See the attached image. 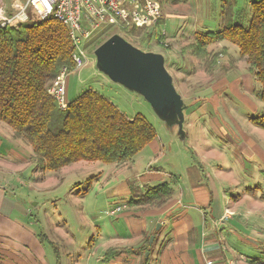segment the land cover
<instances>
[{
  "label": "rangeland",
  "instance_id": "374dc122",
  "mask_svg": "<svg viewBox=\"0 0 264 264\" xmlns=\"http://www.w3.org/2000/svg\"><path fill=\"white\" fill-rule=\"evenodd\" d=\"M158 1L162 13L160 17H163L156 27L158 35L148 45L136 47L163 55L166 70L185 104L184 138L179 136L176 125L168 126L155 114L142 95L110 80L97 70L93 49L107 35L117 32L116 28L103 23L99 31L93 32L91 40L94 45L92 43L88 47L86 63L73 71L67 70L65 95L68 101L63 109L70 99L92 88L107 96L128 117L136 113L142 115L154 126L156 137L130 162L115 165L79 160L56 171H43L34 165L32 167L28 159L30 163L23 166L18 181L12 179L13 198L31 211L26 221L37 218L41 222L35 228L47 233V237L56 244L61 264H76L79 256L84 262L88 255L90 262L87 259V264H93L97 249L92 247L89 250V243L97 237L104 241V236L120 233L123 228L130 233L142 230V236H146V243L148 241L152 248L155 242H152L151 236L186 232V223L181 215L170 216L174 221L168 227L159 226L154 216L142 213L128 223L124 218L131 216L130 210L135 207L140 210L155 207L131 205L127 201L144 192L146 185L166 181L171 174L180 179L171 197H177L180 192L185 204L194 201L203 207L202 203L207 197L212 207L221 201L223 195L228 198L239 195L264 205V200L260 198L264 192V129L250 121L251 116L264 113V100L259 96L260 83L248 70V64L239 55L238 47L229 41L212 44L215 51L223 45L227 46L230 55H220L211 72L205 71L197 57L182 51V46L193 40L196 30H216L231 21L247 25L252 0ZM17 6L19 9L22 5ZM27 12L32 17L27 21L16 20L14 25L19 22L30 24L39 18L30 6ZM229 65L234 67L227 68ZM243 72L250 73V82L244 79ZM0 124L12 131L1 120ZM23 142L27 148H31L28 142ZM90 174L94 178L87 193H84L81 190L86 187L84 181ZM78 183L80 185H75ZM193 184H196L195 190L201 193L193 191L189 194L187 188ZM247 188L253 190L247 191ZM210 205L206 203L205 207L209 209ZM118 206L120 210H115ZM194 207H187V210L192 218L198 220L199 212ZM232 213L226 209L222 220ZM195 229L194 234L197 232ZM69 239L71 243L67 242ZM48 248L52 252L51 247ZM109 248L103 254L104 259L124 252L122 247H116L121 249L107 256ZM146 253L148 250L141 258ZM176 261L187 264L182 255L175 256L168 264H177ZM230 261L235 264L232 259L227 264ZM211 263V260L206 261V264ZM148 264L159 262L150 255Z\"/></svg>",
  "mask_w": 264,
  "mask_h": 264
},
{
  "label": "trees",
  "instance_id": "16d2710c",
  "mask_svg": "<svg viewBox=\"0 0 264 264\" xmlns=\"http://www.w3.org/2000/svg\"><path fill=\"white\" fill-rule=\"evenodd\" d=\"M250 8L247 25L231 21L216 30H196L182 51L197 57L211 72L220 55H230L227 46L215 51L212 44L222 40L235 44L260 83L259 96L264 100V0H252ZM159 23L161 18L153 27L132 26L117 32L141 48L158 35ZM73 50L67 25L53 16L30 24L0 25V120L11 127L14 137L29 143V160L39 170L56 171L79 160L115 165L132 161L156 137L154 126L142 115L128 117L92 88L70 99L65 109L48 94V85L62 67L73 71ZM250 121L264 129V113L251 116ZM168 176L166 181L146 185L128 204L159 207L167 203L179 182L178 176ZM93 178L90 174L85 179L82 192L87 193ZM260 198L264 200V192ZM120 249L109 248L106 255ZM143 261L148 264L149 255Z\"/></svg>",
  "mask_w": 264,
  "mask_h": 264
},
{
  "label": "crops",
  "instance_id": "0c3cea01",
  "mask_svg": "<svg viewBox=\"0 0 264 264\" xmlns=\"http://www.w3.org/2000/svg\"><path fill=\"white\" fill-rule=\"evenodd\" d=\"M23 3L25 0H0V17H12L17 11L15 10L18 8L17 5ZM28 7L24 10L26 21L32 17V14L27 12ZM227 63L226 60L225 64ZM249 74L246 72L242 74L248 82ZM145 148L146 146L140 152ZM31 153L32 148H27L22 139L14 137L7 126L0 124V264H61L60 260L58 261L56 244L47 237V233L35 228V225L41 222L37 218L26 221L31 211L16 201L11 194L14 190L12 179L18 181L23 166L30 163L28 159ZM31 166L33 167L32 163ZM194 187L196 184L187 188L190 195L193 191L201 193ZM220 200L211 207V202L206 197L202 203L203 207H200L199 203L194 201L183 203L182 193L179 192L177 197H171L167 203L159 207L140 210L134 206L135 209H129L131 216L124 217L126 223L142 213L154 216L159 221V226L168 227L174 221L170 216L181 215L187 230L184 233L154 236L153 248L148 241L146 243V236H142V230L138 229L130 233L123 228L120 233L104 236V241L101 237L94 238L92 243H89V250L92 247L97 249L96 257L90 255L95 258L93 264H144L141 255L147 250V255L153 256L159 264H168L178 255L185 257L187 264H206L207 260H211V264L220 262L227 264L229 259L234 260L235 264H264V205L260 204V201L247 200L239 195L230 198L223 195ZM206 203L210 205L209 209L205 207ZM193 206H196L194 209L199 212L198 220L192 218L190 211L187 210V207ZM226 209L233 213L221 220ZM194 229L197 230L195 234ZM96 239L98 241L94 244ZM67 242L71 243L72 240L69 239ZM115 246L124 248L122 250L124 252L116 257L104 259L105 250ZM48 247H51L52 252ZM88 257L89 255L83 262L82 256H79L76 258L78 259L76 264H87Z\"/></svg>",
  "mask_w": 264,
  "mask_h": 264
},
{
  "label": "built area",
  "instance_id": "2783aa9c",
  "mask_svg": "<svg viewBox=\"0 0 264 264\" xmlns=\"http://www.w3.org/2000/svg\"><path fill=\"white\" fill-rule=\"evenodd\" d=\"M21 5L12 17L0 18V25L25 20L24 10L27 6H30L39 18L55 17L67 25L74 46V68L86 63L88 47L93 43V32L99 31L101 24L106 23L120 32L132 26L153 27L162 16L158 0H25ZM67 74V69L62 67L47 87L48 94L60 109H63L68 101L65 95ZM115 208L120 210V206ZM229 264H232V261Z\"/></svg>",
  "mask_w": 264,
  "mask_h": 264
},
{
  "label": "water",
  "instance_id": "95a60500",
  "mask_svg": "<svg viewBox=\"0 0 264 264\" xmlns=\"http://www.w3.org/2000/svg\"><path fill=\"white\" fill-rule=\"evenodd\" d=\"M93 54L97 70L142 95L155 114L168 126L176 125L179 136L184 138L185 104L166 70L161 53L144 51L113 32L93 49Z\"/></svg>",
  "mask_w": 264,
  "mask_h": 264
}]
</instances>
